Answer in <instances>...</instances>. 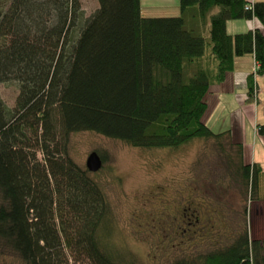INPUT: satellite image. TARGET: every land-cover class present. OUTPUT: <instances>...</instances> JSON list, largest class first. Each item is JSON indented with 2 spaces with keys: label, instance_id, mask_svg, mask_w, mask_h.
Wrapping results in <instances>:
<instances>
[{
  "label": "trees",
  "instance_id": "trees-1",
  "mask_svg": "<svg viewBox=\"0 0 264 264\" xmlns=\"http://www.w3.org/2000/svg\"><path fill=\"white\" fill-rule=\"evenodd\" d=\"M16 2L18 10L0 5V36L7 39L0 44V83L18 84L13 107L0 97V242L24 264H62L66 249L90 264H146L109 245L115 222L105 195L61 139L92 131L141 148L229 139L228 130L214 132L201 121L203 97L233 57L252 53L248 95L255 98L264 33L232 36L225 24L255 17L264 28V1L179 0L180 15L162 17H144L140 0H97L90 17L78 0ZM193 5L208 17L206 37L186 24L183 13ZM232 145L247 196L258 201L261 168L244 163L241 145ZM200 259L171 264H264V240L244 232Z\"/></svg>",
  "mask_w": 264,
  "mask_h": 264
},
{
  "label": "rangeland",
  "instance_id": "rangeland-1",
  "mask_svg": "<svg viewBox=\"0 0 264 264\" xmlns=\"http://www.w3.org/2000/svg\"><path fill=\"white\" fill-rule=\"evenodd\" d=\"M78 4L86 17L98 8L97 0ZM0 5L18 10L16 0H0ZM6 40L0 36V44ZM17 93L15 80L0 83L6 106L13 107ZM61 140L80 168L86 170L91 151L102 159V167L88 173L109 205L115 227L108 241L121 256L129 253L146 264L198 262L244 232L249 239L264 240V174L258 178V201L249 200L237 147L228 138L193 139L177 148L134 147L92 131ZM42 158L38 150L37 159ZM66 219L64 214L63 223ZM65 253L62 264H90L68 249ZM0 264L24 262L0 242Z\"/></svg>",
  "mask_w": 264,
  "mask_h": 264
},
{
  "label": "crops",
  "instance_id": "crops-1",
  "mask_svg": "<svg viewBox=\"0 0 264 264\" xmlns=\"http://www.w3.org/2000/svg\"><path fill=\"white\" fill-rule=\"evenodd\" d=\"M259 2L264 0H248ZM140 11L144 17L180 15L179 0H140ZM216 8L210 13H214ZM186 24L204 37L208 33V17L203 18L190 6L183 13ZM228 34L235 35L255 28H264L255 18H237L226 21ZM255 67L252 53L233 57L232 68L220 81H212L204 94L205 110L201 121L214 132L228 130L229 142L241 145L242 161L255 163L261 168L258 178L264 174V134L258 125L264 123V73L255 75L256 95L249 99L248 79Z\"/></svg>",
  "mask_w": 264,
  "mask_h": 264
},
{
  "label": "water",
  "instance_id": "water-1",
  "mask_svg": "<svg viewBox=\"0 0 264 264\" xmlns=\"http://www.w3.org/2000/svg\"><path fill=\"white\" fill-rule=\"evenodd\" d=\"M86 169L90 172H97L102 167V159L96 151H91L85 160Z\"/></svg>",
  "mask_w": 264,
  "mask_h": 264
},
{
  "label": "built area",
  "instance_id": "built-area-1",
  "mask_svg": "<svg viewBox=\"0 0 264 264\" xmlns=\"http://www.w3.org/2000/svg\"><path fill=\"white\" fill-rule=\"evenodd\" d=\"M249 2H251V1H249ZM245 8H246V9L251 8V4H250V3L246 4V5H245ZM255 68H256V64H255V67H254L253 72L255 71Z\"/></svg>",
  "mask_w": 264,
  "mask_h": 264
}]
</instances>
